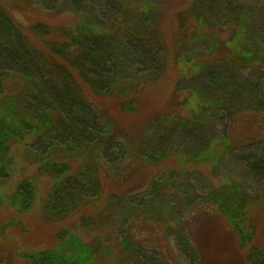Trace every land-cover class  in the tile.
<instances>
[{
    "label": "trees",
    "instance_id": "obj_1",
    "mask_svg": "<svg viewBox=\"0 0 264 264\" xmlns=\"http://www.w3.org/2000/svg\"><path fill=\"white\" fill-rule=\"evenodd\" d=\"M160 1L0 0V183L10 176L11 146L17 143L23 147L25 159L37 164V174L50 183L43 203L49 222L62 221L81 207L93 210L100 204L111 208L121 203L134 213L139 207L144 211L147 204L157 207L169 202L170 212L165 217L148 210L143 223L136 226L143 224L154 242L162 239L161 232L172 231L176 247L193 255L190 232L184 227L197 205L204 212L215 211L221 216L228 230L235 233L237 253L246 262L264 264L259 225L252 220L253 212L262 209L260 222L264 221L259 192L264 184V137L249 148L248 142L234 144L230 136L233 118L244 109L246 116L250 113L264 118V23L249 12L248 17L244 14L247 7L242 0L220 1L228 12L224 20L212 19L199 5L179 12L178 16H183L179 26L194 29L228 25L236 18L233 34L238 32V38L223 42L224 51L220 45L205 48L204 55L210 58H195L201 54L192 48L194 40L185 44L187 30L181 31L176 40L182 43L183 60L177 70L183 81L197 76V85L189 90L191 97L167 102V113L154 114L153 122L142 117L128 126L117 114L136 116L143 104L141 91L157 84L168 65L154 20ZM29 9L52 17L72 13L77 19L59 36L40 20L23 28L16 15ZM189 17L197 25L188 23ZM245 21L260 36L249 37ZM190 70L196 71L195 75ZM9 83L15 86V94L7 93ZM104 99L112 100L117 112L105 105ZM215 120L226 123L221 133L214 132ZM226 158L240 165V171L228 174L223 168L225 176L215 189L199 170L225 165ZM149 166L159 168L163 175L158 174L147 185L136 184L120 196L112 193L101 198L103 174L109 172L113 181L122 178L127 182L134 171ZM33 181L25 178L15 186L8 205L17 214L31 208L36 190ZM194 181H201L204 191L193 193ZM183 184L185 194L180 192ZM138 195L141 198L137 199ZM177 197L179 201H171ZM136 237L130 224L120 246L130 251ZM164 237L169 241L170 233ZM65 243L25 252L21 258L26 264H97L90 247L76 234ZM98 248L100 243L93 246ZM145 257L149 264L161 262L155 251ZM100 261L106 260L102 257Z\"/></svg>",
    "mask_w": 264,
    "mask_h": 264
},
{
    "label": "rangeland",
    "instance_id": "obj_2",
    "mask_svg": "<svg viewBox=\"0 0 264 264\" xmlns=\"http://www.w3.org/2000/svg\"><path fill=\"white\" fill-rule=\"evenodd\" d=\"M198 1L199 3L194 0H161L156 3L157 12L155 13L154 20L157 23L158 34L166 48L165 54L168 65L157 84H154V86L151 84L153 87L150 85V88L148 87L146 91H141L139 97L143 104L140 105L136 116L126 112H119L121 115L117 114L119 117L124 118L123 120L128 123V126L133 122L141 120L142 117L145 119L150 118V122H153L156 118L154 114L159 113L157 114L159 116L167 113V102L168 104L172 100L181 102L185 98L191 97L190 91L197 85L195 82V80L197 81L196 71L190 70L192 76L195 75L193 77L194 80L183 81L180 79L182 75L177 70L178 63L183 60L181 56L183 49L181 50L179 47L182 43L176 40V38L178 39L181 36V31L184 32L187 30L185 44H190V41L194 40L195 47L192 48L195 53L199 54L198 52H200L201 54L195 58H210V56L204 55L207 52L205 48L220 45L224 51L225 46L222 45L223 42H226L228 39L233 41L238 38V32L233 34L234 28L237 27L236 18L230 19L228 25H220L218 27L213 23V26L211 25L208 28L197 26L194 29L190 25L189 27L179 26V19L183 17L178 16L179 12L192 4L199 5L198 8L207 11L210 16H213L212 19H226L228 12L224 9L223 2H220L221 0ZM242 4L247 7L244 12L247 17L246 12H249L253 18L257 16L264 23V0H242ZM251 11L254 13H250ZM109 15L112 16V14ZM245 17L243 16V19ZM16 18L23 28H28L30 24L38 20L43 21L49 24L50 28L56 30L59 36L63 28L72 26L75 21L74 19H77L72 13H62L52 17L46 14H40L33 9L27 10L24 14H17ZM188 19V23L191 21L193 25H197L192 17ZM243 26H245L244 31L246 29L250 31L249 37L255 35L256 37L260 36L258 34L259 31H256L254 27L251 28L252 25L248 24V21H245ZM240 34L243 35V31H240ZM233 35L236 37L231 39ZM216 40L217 42H215ZM226 46L228 47L227 44ZM218 56L222 57L223 55L218 54ZM238 75L239 78H242L241 72ZM238 82V80H235V83ZM15 90V86L9 83V87L6 89L7 93L15 94ZM189 100L191 99H187V102ZM102 102L113 108L112 100L104 99ZM141 107L144 108L142 109ZM113 109L117 112L115 108ZM186 111L183 108V113H186ZM246 115L247 113L245 114L244 109V112H239L233 118L230 124V136L234 144L241 145L248 142V147L251 148L252 142L261 140L264 137V118L259 117L258 114L251 115L249 113L248 116ZM215 122L217 124L214 132L221 133L226 123L220 120H215ZM130 127L135 128L134 125ZM23 151L24 149L20 144L16 143L11 146L13 163L10 169V176L3 184L0 183V264H26L21 258L23 253L56 248L59 245L66 244L65 240L71 234H76L82 244L90 247L97 264H149V259L145 256H148V253H152L153 251L156 252V257L161 261H158L160 264H249L237 253L236 235L228 230L230 228L220 218L221 216L215 211L204 212L197 205L193 208L194 215L192 217L189 215L191 219L187 224L188 227H184L188 233L190 232L189 235L193 244V255L185 253L179 247H176L172 231L161 232L162 239L159 238L154 242L152 237H148L143 224L140 228L136 226V224L143 223L142 221H144V216L148 210V212H155L153 213L154 215L165 217L167 215L166 213L170 212L169 202H164L162 206L158 204L157 207H152L147 204V208L144 211L139 210L141 208L139 207L134 210V213L121 203H116L117 206H112L111 208H109L110 205L100 204L93 210H90L88 207H81L78 209L79 211L72 213L62 221L49 222L45 219L43 203L48 198L50 183L45 176L37 174V164L25 159ZM223 168L229 171L228 174H233L239 172L241 166L232 162L231 159L226 158L225 165L219 164L211 168L205 166L198 170L206 179L205 181L211 183L213 188L215 187L216 189L220 186L225 176L222 173ZM161 171L159 168L150 166L141 168L134 171L131 179L127 182L123 181L122 178L116 179L117 182L116 180L113 181L114 175L109 172L108 175L105 173V175L103 174L104 182L101 188V198H105L112 193H117L120 196V194L127 193L126 190H129L130 187H136V184L147 185L158 174L163 175ZM25 178H33V182L36 184L34 200L27 213L17 214L14 208L8 205V201L13 195L17 182ZM238 179L241 180L240 177ZM192 184L194 185L191 187L193 193L204 191L201 190L204 189L201 181H194ZM184 186L183 184L180 189L181 194H185L187 191ZM259 192H261L260 195L262 196L261 202L264 204V184ZM141 196L138 195L136 197L139 199ZM177 200L179 201L178 197L176 200L172 199L171 201L177 202ZM197 202L199 203L198 200ZM190 208L191 205L187 210ZM99 212H101V215H98ZM261 212L262 209H257V212H253L252 220L254 224L256 221L259 225V235L261 237L259 239L260 246L264 248V221L260 222L263 219ZM184 214L186 215L188 212L185 211ZM81 216L85 218L82 221H80ZM130 224L137 237L134 243L135 245L131 247V252H127L128 247L123 248L120 246V243L123 239V233L130 227ZM167 233H170L169 241L164 237L167 236ZM139 234L140 236H138ZM98 243H100L101 248L93 249V246ZM108 252L110 255L114 254V256H109ZM102 257L105 258V262L100 261Z\"/></svg>",
    "mask_w": 264,
    "mask_h": 264
}]
</instances>
